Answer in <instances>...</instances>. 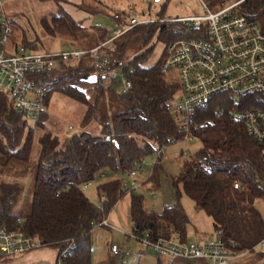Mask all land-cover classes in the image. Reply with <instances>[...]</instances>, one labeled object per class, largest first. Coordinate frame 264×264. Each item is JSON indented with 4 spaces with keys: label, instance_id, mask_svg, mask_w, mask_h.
<instances>
[{
    "label": "trees",
    "instance_id": "trees-1",
    "mask_svg": "<svg viewBox=\"0 0 264 264\" xmlns=\"http://www.w3.org/2000/svg\"><path fill=\"white\" fill-rule=\"evenodd\" d=\"M53 1L59 5L65 2ZM240 13L259 22L264 30V0L246 2ZM42 23L47 33L71 36L76 41L83 30L64 9L51 19L44 18ZM96 29L99 34L87 47H95L107 37L105 29ZM195 33L180 23L132 29L118 40L113 64L132 81V89L122 92L117 84L105 89L96 83L91 85L95 91L93 102L77 87L89 85L83 83L92 72L89 61L29 74L37 81L56 83L55 89L46 95L44 110L34 127H29L0 91V173L17 164L36 171L31 208L26 215L14 211L22 194L21 186L0 176V226L21 231L43 247L58 249L57 264H91V232L126 195L122 177L157 149L186 139L172 109L180 93L179 83L169 81L163 73L164 56L148 65L154 38L158 35L170 44L195 38ZM27 42L23 40L28 48ZM53 92L84 105L81 131L66 137L45 133L40 138V153L33 160L36 133L46 126V107ZM232 106L227 95L219 94L195 109L190 122L191 136L201 142L202 148L184 163L174 185L177 189L181 186L196 209L213 220L215 231H223L224 238L234 242L235 251L245 252L253 251L264 239V218L255 206L264 197V142L255 140L243 123L230 118ZM94 125L98 127L97 133L89 131ZM159 168L156 165L152 173L155 186L158 182L154 176ZM98 177L104 178L98 187L99 196L105 198L103 207L95 205L83 190ZM130 196L133 235L142 237L148 232L158 239L178 234L187 239L190 231L195 230L180 203V191L175 204L162 213L149 211L142 193ZM4 257L9 256L0 259ZM256 257L254 264H264V251ZM158 259V264H168ZM173 264L208 263L179 260Z\"/></svg>",
    "mask_w": 264,
    "mask_h": 264
},
{
    "label": "built area",
    "instance_id": "built-area-1",
    "mask_svg": "<svg viewBox=\"0 0 264 264\" xmlns=\"http://www.w3.org/2000/svg\"><path fill=\"white\" fill-rule=\"evenodd\" d=\"M233 1L216 13L204 6L202 15L177 19H153L133 8L128 11L126 20L93 48L71 45L62 53H39L25 46L16 47L14 52L7 51L13 30L7 20L3 0H0V91L7 96L11 107L26 120L39 119L44 110L45 97L55 89L56 83L37 81L29 74L89 61L92 67L89 76H96L97 83L105 89L117 84L119 90L128 92L133 87L132 81L120 68L113 66L118 40L143 25L180 23L190 33L195 31L196 37L168 44L162 71L166 76L174 74L178 78L180 102L173 104L172 109L186 138H192L190 122L195 109L214 96L224 94L233 104L229 109L230 118L243 123L255 140L264 142V30L259 22L240 13L241 6L250 0ZM165 153L166 147L157 149L156 165L163 166L168 160ZM144 166L145 159L135 163L128 173L130 181L122 185L126 195L138 194L145 188L140 180ZM91 184H86L83 190ZM235 188L239 189V185ZM98 226L108 227V220L104 219ZM131 237L168 264L179 260L233 264L237 259L252 255L257 248L264 249L263 239L253 251L237 252L234 242L227 241L223 231H215L213 235L197 240L185 239L178 234L154 239L148 232L142 237L133 234ZM39 247L38 241L23 232L0 226V256L23 255ZM112 252L114 256L121 253L117 245L112 246Z\"/></svg>",
    "mask_w": 264,
    "mask_h": 264
},
{
    "label": "rangeland",
    "instance_id": "rangeland-1",
    "mask_svg": "<svg viewBox=\"0 0 264 264\" xmlns=\"http://www.w3.org/2000/svg\"><path fill=\"white\" fill-rule=\"evenodd\" d=\"M233 2V0H65L59 5L53 0H3L7 20L13 30L12 36L8 39L7 51L14 52L16 47L24 46L23 40L28 41L26 43L28 49L39 53H62L71 45L90 49L93 48L87 47L90 40L99 34L96 27L103 28L110 33L117 28L120 22L126 20L128 11L133 8L153 19H177L202 15L204 6L216 13ZM60 9L67 11L83 27L79 34V41L71 36H53L44 28L43 19H51V16L57 14ZM153 44L154 49L148 65L161 60L168 43L159 39L157 35ZM166 77L169 81L178 82L174 74ZM77 87L87 94L91 102L94 101L95 91L91 85ZM180 96V93L176 96L174 104L180 102ZM46 111L49 115L48 121L44 130H38L36 133L32 151L33 160L40 153L39 142L45 133L66 137L80 132L81 121L86 110L81 103L60 92H53ZM37 122L38 119L27 120L29 127L36 126ZM89 131L97 133L98 127L94 125ZM201 148V142L194 138H186L166 147L165 154L168 160L156 170L154 176L158 185H147L140 192L144 196L149 211L162 213L165 208H170L175 204L177 191H180V203L196 230L188 234L191 240L213 235L215 233L213 220L204 211L197 210L183 188L180 186L177 189L174 182L180 177L184 163L195 156ZM156 157L157 155L153 154L145 159L144 171L140 180L144 178V181H148L151 178L156 166ZM180 157L183 159L180 160ZM22 166L17 164L14 168L2 171L0 176L21 186L22 194L14 211L26 215L31 208L36 171L33 167L23 168ZM122 179L124 182L130 181L128 176ZM103 180V177H98L92 182V186L85 190L88 198L98 207H103L104 202L98 193V187ZM255 206L264 218V197L258 199ZM127 234L128 236H125L116 229L110 230L103 226L94 228L90 235L93 264H157L158 255L147 250L142 242L132 238L131 228L127 230ZM112 244L120 248L121 254L117 259L112 254ZM263 251L264 249L257 248L255 253L237 259L233 264H254L257 261L256 255ZM57 259L58 249L41 246L23 255L4 257L0 259V264H57Z\"/></svg>",
    "mask_w": 264,
    "mask_h": 264
},
{
    "label": "crops",
    "instance_id": "crops-1",
    "mask_svg": "<svg viewBox=\"0 0 264 264\" xmlns=\"http://www.w3.org/2000/svg\"><path fill=\"white\" fill-rule=\"evenodd\" d=\"M107 34L109 35L110 33L107 31ZM141 180L144 182L145 187L147 185H150V184L152 185V176L148 181H144V178ZM130 206H131V196L125 195L116 204V206L113 208V210L107 216L109 226L106 228L110 229V230L116 229L117 231H120L123 235L128 236L127 230L128 229L130 230V228H131V231H132V227H133L132 220H131ZM193 231H196V230H193ZM90 243H91V241H90ZM113 245L114 244L111 245V251H112ZM91 248H92V244H91ZM112 254H113V252H112ZM120 254L118 256H115V258L117 259V257L120 256ZM113 256H114V254H113ZM158 262H159V259H157V264H158ZM91 264H93L92 254H91Z\"/></svg>",
    "mask_w": 264,
    "mask_h": 264
},
{
    "label": "water",
    "instance_id": "water-1",
    "mask_svg": "<svg viewBox=\"0 0 264 264\" xmlns=\"http://www.w3.org/2000/svg\"><path fill=\"white\" fill-rule=\"evenodd\" d=\"M158 1V0H155ZM83 83L89 84V85H94L97 83V78L96 76H87L86 78L83 79Z\"/></svg>",
    "mask_w": 264,
    "mask_h": 264
}]
</instances>
